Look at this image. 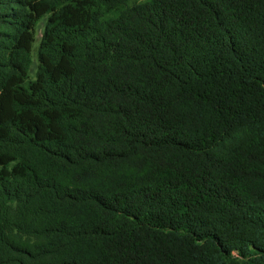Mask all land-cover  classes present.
<instances>
[{
	"label": "trees",
	"instance_id": "1",
	"mask_svg": "<svg viewBox=\"0 0 264 264\" xmlns=\"http://www.w3.org/2000/svg\"><path fill=\"white\" fill-rule=\"evenodd\" d=\"M0 264H264V0H0Z\"/></svg>",
	"mask_w": 264,
	"mask_h": 264
},
{
	"label": "rangeland",
	"instance_id": "2",
	"mask_svg": "<svg viewBox=\"0 0 264 264\" xmlns=\"http://www.w3.org/2000/svg\"><path fill=\"white\" fill-rule=\"evenodd\" d=\"M47 17L42 18L38 25L36 26V30H35V42L33 44V48H32V64H31V68H30V77L31 78H35L36 75V70H37V49L39 46V42L43 33V29H44V24L46 21Z\"/></svg>",
	"mask_w": 264,
	"mask_h": 264
}]
</instances>
